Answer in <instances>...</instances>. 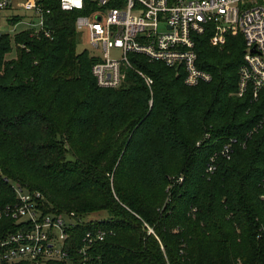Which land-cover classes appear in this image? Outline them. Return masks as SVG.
<instances>
[{
    "label": "trees",
    "instance_id": "trees-1",
    "mask_svg": "<svg viewBox=\"0 0 264 264\" xmlns=\"http://www.w3.org/2000/svg\"><path fill=\"white\" fill-rule=\"evenodd\" d=\"M42 2L51 39L0 35V208L19 183L41 192L45 211L108 213L70 229L71 261L47 264H81L90 229L107 232L90 249L95 264H264V92L236 95L242 34L221 48L210 31L195 34L207 82L188 86L183 72L129 53L122 85L102 88L91 74L98 58L76 50L86 10ZM17 227L0 218V238Z\"/></svg>",
    "mask_w": 264,
    "mask_h": 264
},
{
    "label": "built area",
    "instance_id": "built-area-1",
    "mask_svg": "<svg viewBox=\"0 0 264 264\" xmlns=\"http://www.w3.org/2000/svg\"><path fill=\"white\" fill-rule=\"evenodd\" d=\"M58 5L65 11L86 10L75 18L74 27L77 34L82 30L87 32L90 50H86L98 58L91 66V74L99 87L122 85L125 70L131 67L129 53L141 54L149 62L158 61L183 72L188 86L209 81L211 75L196 65L195 51V34L208 30L212 45H222L227 34L240 33L244 38L236 95L241 97L249 91L256 99L264 92V0H58ZM6 9L11 14L0 15L1 22L8 28L11 26L10 30H15L18 23H23L24 27L11 34L0 25V35L27 30L31 37H53L47 23L50 9L42 0H0V12ZM18 9L27 14L10 24L13 16H19ZM111 48L119 50L118 58L108 56ZM137 73L150 86L152 79L141 71ZM220 153L228 158L231 142L226 143ZM215 158L216 154L209 158L206 173L211 174L216 169ZM177 180L181 181L182 177ZM12 188L15 202L0 208V218L9 217L18 227L0 238V262L71 261L67 251L69 231L84 221L74 212L43 210L44 199L39 191L31 192L15 183ZM106 233L102 229L84 233L77 250L81 264H95L89 256L90 249L95 242L102 241Z\"/></svg>",
    "mask_w": 264,
    "mask_h": 264
},
{
    "label": "rangeland",
    "instance_id": "rangeland-1",
    "mask_svg": "<svg viewBox=\"0 0 264 264\" xmlns=\"http://www.w3.org/2000/svg\"><path fill=\"white\" fill-rule=\"evenodd\" d=\"M16 13H17L19 16H21V17H24V15L27 14L25 11H23V10H21V9H18V10L16 11ZM16 13H14V14H16ZM9 14H11V11L8 10V9L3 10V11L0 12V15H4V16H5V15H9ZM2 21H3V19H2ZM4 21H5V20H4ZM0 25L3 26V27H1V28H3V29H5V30L9 31V33H11V34H13L15 31L20 30V29H22V28L24 27V24H23V23H18V24L16 25V27H15V30H10L12 27L10 26V27L8 28V26L5 25V23L1 22V20H0ZM211 45H212V44H211ZM222 45H223V44H222ZM222 45H212V46H215V47H217V48H221ZM11 46H12V50H11L10 53L6 54V59H9V58H12V57L15 56V46H14L13 43L11 44ZM83 49H88V50H90V45H89V43H88V36H87V32H86L85 30H82L81 32H78V34H77V36H76V50H77V51H81V50H83ZM88 52H89V51H88ZM91 53H92V52H89L90 55L94 56V55L91 54ZM97 53H99V52H97ZM101 55H102V54H101ZM108 56L111 57V58H118V57L120 56V52H119V50H117V49H115V48H111V49L108 51ZM15 184H19V183H15ZM30 191L33 192V191H38V190H30ZM39 192H40V191H39ZM43 199H44V197H43ZM14 202H15V200H14ZM12 203H13V202H12ZM41 204H42L41 208H42L43 210H46L45 207H44V201H43V203H41ZM46 212H57V211H46ZM60 212H67V211H58V213H60ZM3 217H6V216H3ZM106 217H108V213H107L106 211H104V210H100V211L91 212V213H89V214H87V215H84V216L81 217L80 219H81L82 221H89V220H94V219H102V218H106ZM1 218H2V217H1ZM12 220H13V219H12ZM13 221H14V220H13ZM18 262H19V261H18ZM25 262H27V261H25ZM47 262H48V261H47ZM47 262L44 263V264H47Z\"/></svg>",
    "mask_w": 264,
    "mask_h": 264
}]
</instances>
